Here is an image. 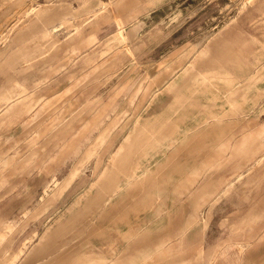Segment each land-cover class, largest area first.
Listing matches in <instances>:
<instances>
[{
  "label": "rangeland",
  "instance_id": "1",
  "mask_svg": "<svg viewBox=\"0 0 264 264\" xmlns=\"http://www.w3.org/2000/svg\"><path fill=\"white\" fill-rule=\"evenodd\" d=\"M2 52L0 264H264V0H0Z\"/></svg>",
  "mask_w": 264,
  "mask_h": 264
},
{
  "label": "crops",
  "instance_id": "2",
  "mask_svg": "<svg viewBox=\"0 0 264 264\" xmlns=\"http://www.w3.org/2000/svg\"><path fill=\"white\" fill-rule=\"evenodd\" d=\"M4 54H5V52H2V53L0 54V56H3ZM210 180H211V179L207 180V182L210 183ZM209 183H207L208 186H209Z\"/></svg>",
  "mask_w": 264,
  "mask_h": 264
}]
</instances>
